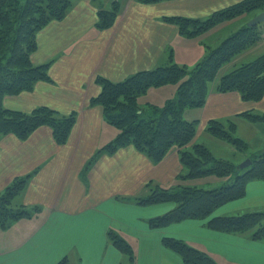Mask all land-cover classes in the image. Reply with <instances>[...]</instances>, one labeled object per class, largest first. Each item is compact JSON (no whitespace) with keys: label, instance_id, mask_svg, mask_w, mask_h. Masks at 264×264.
I'll return each instance as SVG.
<instances>
[{"label":"crops","instance_id":"0c3cea01","mask_svg":"<svg viewBox=\"0 0 264 264\" xmlns=\"http://www.w3.org/2000/svg\"><path fill=\"white\" fill-rule=\"evenodd\" d=\"M116 1L120 11L115 24L99 29V11L110 9ZM242 1L171 0L144 4L138 0H72L63 20L50 22L38 33L31 62L35 66L50 63L51 82H38L30 92L5 96L3 106L23 113L39 107L61 115L76 112L77 120L62 146L55 142L49 127L37 129L25 141L14 135L0 137V192L17 178L30 176L15 203L39 208L31 217L7 229L0 228V264H58L63 259L68 264L126 263L127 259L109 240L112 231L133 247L136 264H184L179 255L164 247L165 237L184 241L218 264H264V242L212 230L207 226L208 219L151 228V219L167 214L175 205L142 206L135 200L148 196L150 185L166 188L179 184L177 180L184 169L179 149L172 148L158 164L133 146L120 148L114 154L101 152L116 135L102 107L90 104L101 92L96 83L98 76L121 82L138 72L153 70L167 64L173 44L190 47L185 52L190 59L184 61L186 64L199 63L204 58V42L197 44L193 42L196 37L181 35L175 24L164 20L166 17L205 20ZM232 30L229 34L236 32ZM214 34L206 40L208 44L212 40L211 47L223 40ZM195 111L192 120H188V112L184 113L186 120L198 123L194 142L212 151L207 144V124L212 120L224 122L248 111L264 115V98L246 102L237 92H217L214 83L205 105ZM237 123L240 128V123L247 122L238 119ZM246 158V154H238L235 163ZM214 179L189 184L205 188L228 181ZM209 180V184L204 183ZM255 211H264L261 180L249 182L243 198L221 206L210 218Z\"/></svg>","mask_w":264,"mask_h":264},{"label":"trees","instance_id":"16d2710c","mask_svg":"<svg viewBox=\"0 0 264 264\" xmlns=\"http://www.w3.org/2000/svg\"><path fill=\"white\" fill-rule=\"evenodd\" d=\"M138 1L155 4L171 0ZM71 7L72 0H0V137L14 135L25 141L37 129L49 127L58 145L67 143L77 120L76 112L61 115L48 107H39L31 113H23L5 108L3 98L30 92L38 82H51L50 63L35 66L31 55L37 50L38 33L50 22L63 20ZM119 11L117 1L110 9L100 10L97 27L101 30L113 27ZM262 12L264 0H244L215 12L205 20L185 17H166L164 20L175 24L181 35L198 37L239 15L253 14L252 19ZM249 20L218 46L207 45L204 58L193 70L175 63L170 50L167 64L153 70L138 72L121 82H112L101 76L96 79L101 92L91 99L90 104L102 107L106 122L120 131L118 137L101 152L114 154L120 148L133 146L158 164L172 148L179 149L184 168L177 180L179 184L166 188L150 185V194L135 200L142 206L175 205L167 214L151 219V228H162L185 220L208 219L207 226L212 230L264 242V211L210 218L221 206L243 198L249 182H264V149L246 154L245 140L235 136L239 128L238 119L264 126V115L248 111L224 122L212 120L207 124L206 134L231 144L238 154H246V159L252 161L251 166L243 171L238 168V163L217 158L205 144L195 143L198 123L186 120L183 115L186 108L205 105L209 88L214 83L217 92H237L246 102H259L264 98V53L256 51L264 27L263 24L249 27ZM244 53H248L247 61L232 64ZM255 55L257 58L251 61ZM176 82H179L177 97L163 108L139 104V97L151 87ZM29 177L17 178L4 192H0V228L7 229L38 211L37 207L14 205ZM209 178L228 181L211 189L189 184ZM109 240L127 259L123 264H136L135 252L128 241L113 231L109 233ZM162 243L179 255L184 264H218L207 253L182 240L165 237ZM58 264H68V261L63 259Z\"/></svg>","mask_w":264,"mask_h":264},{"label":"rangeland","instance_id":"374dc122","mask_svg":"<svg viewBox=\"0 0 264 264\" xmlns=\"http://www.w3.org/2000/svg\"><path fill=\"white\" fill-rule=\"evenodd\" d=\"M251 15H253V14L245 13L243 15L237 16L236 18H234L231 21H229V20L224 21V22L218 24L216 27L212 28L211 30L199 35V37H196L193 42H197V44H199V41L201 40L202 42H204V44H203V48H204V47H206L205 44H208V41H206L207 36L210 34H213V32L215 33L214 34L215 37H218V39H220L222 37V39H223L222 41H224L226 38H228L232 35V34H229L231 32L230 28H231V30L233 29L232 31H238L240 28H239V26L237 27V24H239V23L243 24V23L247 22L250 19ZM240 18H242V19L240 20ZM263 27H264V23H263ZM182 40H183L182 42H184L187 39H182ZM194 44H196V43H194ZM210 45H213V44H212V40L209 39L208 46H210ZM259 45H261V43ZM172 48H173V50H172L173 59H174L175 63H177L180 66H185L188 70H193L197 66L198 62L197 63L196 62L195 63L194 62H188L190 64H186V62H184V61H190V59H187L189 57V55L187 56L185 53L187 51H190V47L188 45L183 46L182 43L181 44L177 43L176 45L173 44ZM177 49H178V52H176ZM256 51H258L259 53H262V52H264V47L258 46V48H256ZM256 58H257L256 56L252 57L251 61L255 60ZM180 59H183V60H180ZM246 59H249L248 53H244L243 56L237 57L236 60L232 64H241L240 61H247ZM230 66L231 65H228L229 68H230ZM224 71H225V69H224ZM178 87H179V82L170 83V84H167V85H164L161 87H151L150 89L147 90V92L145 94H143L139 97V99H138L139 104L141 106H146L149 104L150 106H153L156 108H163L168 101H170L171 99H175L177 97ZM196 109L197 108H186L185 111L188 112L187 117L189 119L186 116H185V118H187L188 120L194 119V117L196 116L194 113V112H196L195 111ZM185 111H184V113H185ZM184 113H183V115H184ZM108 126L110 128H112L114 134L116 135L115 137L117 138L120 131L114 125L108 124ZM240 126L241 127L238 128V131L235 133V136L239 135L241 138H243L245 140L246 146H247L246 154L247 153L249 154L252 152L256 153L258 151V149H264L263 148V146H264V126L263 125H260V124L254 125V124H249V123H246V125H245L243 123H240ZM211 138H213V139H211ZM207 144L211 145V149H212V152H213L215 157L221 158V159H224L227 161H234V162L237 161L236 158L238 156V152L235 150V148L231 144L224 142V141H220L219 139H216V138L211 137V136H209V140H208ZM243 162L238 163V164L241 165ZM210 182H211V180L206 181L204 183L209 184ZM220 186H218V187H220ZM214 187H216V186H208V187H205V189H211ZM14 205L16 206V203H14Z\"/></svg>","mask_w":264,"mask_h":264},{"label":"water","instance_id":"95a60500","mask_svg":"<svg viewBox=\"0 0 264 264\" xmlns=\"http://www.w3.org/2000/svg\"><path fill=\"white\" fill-rule=\"evenodd\" d=\"M264 23V12L254 17L252 20H250L247 25L249 27L258 26ZM252 164V161L250 159L245 160L241 165L238 166L239 169L243 170L248 167H250Z\"/></svg>","mask_w":264,"mask_h":264},{"label":"built area","instance_id":"2783aa9c","mask_svg":"<svg viewBox=\"0 0 264 264\" xmlns=\"http://www.w3.org/2000/svg\"><path fill=\"white\" fill-rule=\"evenodd\" d=\"M262 41L264 42V33L262 34Z\"/></svg>","mask_w":264,"mask_h":264}]
</instances>
